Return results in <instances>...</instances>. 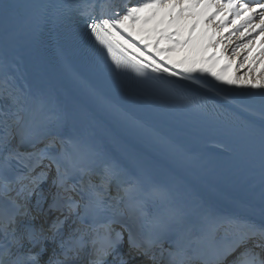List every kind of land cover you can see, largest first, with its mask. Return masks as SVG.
I'll list each match as a JSON object with an SVG mask.
<instances>
[{
	"label": "snow or ice",
	"instance_id": "1",
	"mask_svg": "<svg viewBox=\"0 0 264 264\" xmlns=\"http://www.w3.org/2000/svg\"><path fill=\"white\" fill-rule=\"evenodd\" d=\"M129 3L67 0L48 5L53 12L37 23L43 28L83 19L117 66L264 89V72L255 81L248 73L230 75L235 60L210 52L228 13L236 19L247 13L245 23L259 15V25L249 26L264 34V4ZM10 7L0 6V17ZM217 16L219 24L213 25ZM201 17L207 24L198 36ZM182 51L187 54L173 58ZM250 57L251 52L245 62ZM260 116L264 129V112ZM168 201L166 191L140 179L87 136L69 135L40 96L19 86L6 69L0 72V264H264V224L204 209L189 215L161 206Z\"/></svg>",
	"mask_w": 264,
	"mask_h": 264
},
{
	"label": "rangeland",
	"instance_id": "2",
	"mask_svg": "<svg viewBox=\"0 0 264 264\" xmlns=\"http://www.w3.org/2000/svg\"><path fill=\"white\" fill-rule=\"evenodd\" d=\"M110 2L113 3L112 1H110ZM113 4L119 5V6H131V4L129 3V0H116V2H114ZM213 9H215V8H213ZM117 10H118L117 8L111 9V11H117ZM257 17H259V19H260L259 15ZM233 18L234 17L233 16L231 17L230 14L227 16L228 21L226 20V23H225L226 28L224 26V28H225L224 31H221L222 27H219L216 29V30H218L217 33L219 34V35L217 34V36H216V41L218 42V45H219V46L217 45V47L220 48L219 49L220 51L224 50L222 52L225 53L224 55L227 58L235 60V64L233 65V68L230 70L231 73L235 72V74L239 75V76H243V75H245V73H248L249 76L255 81L260 77L261 73L264 72V64H261V66H260L259 65L260 64L259 59L258 60L256 59V57L259 56V51H261V47L259 48V47H257V45L256 46H255V44L253 45V43H254V41L252 39L253 34L251 36H248L249 37L248 38L247 35L243 32V30H239L237 32L233 28V27H235V25L232 24ZM218 24H219L218 20H215V22H213V25H218ZM245 42H247V44ZM220 45H222V46H220ZM245 45H247V47H244ZM253 47H255V48L253 49ZM216 49L217 48L210 49V52L213 50H216ZM249 52H251V57H250L249 61L245 62L244 57L248 56ZM185 53H186V51H182V54H185ZM236 53H238V55ZM252 60H256V63L254 65H252ZM241 64L244 65L243 68L240 67ZM250 66H251V70H249ZM165 75L168 76L167 74H165ZM169 77L172 78V76H169ZM204 78H205V81L207 80L209 83H206L204 81ZM173 79L185 82L186 84L195 86V87H197V88H199V89H201V90H203L209 94L216 96L219 100H221V101L223 100L222 102L226 103L228 106L231 105L230 107L234 108L233 110H235L239 114H241L243 116L245 115V117L246 118L249 117V119L251 121L262 125L260 114L262 112H264V103H262V102H261L262 104L261 103L260 104L245 103V102L237 101L236 99L234 100V97L232 95L224 94L225 95L224 96L223 93L221 94V89L216 87V85L219 83H217L216 80L210 76L201 78V80L198 83H194L193 81L183 79V78H179V77H173ZM203 86H205V87H203ZM234 87H237L240 90L244 89L245 93L249 90L247 93H249V94L252 93L254 95L257 94L256 91H254V93L251 91V89L253 87H251L250 85H234ZM246 88H247V90H246ZM231 96H232V98H231Z\"/></svg>",
	"mask_w": 264,
	"mask_h": 264
},
{
	"label": "bare ground",
	"instance_id": "3",
	"mask_svg": "<svg viewBox=\"0 0 264 264\" xmlns=\"http://www.w3.org/2000/svg\"><path fill=\"white\" fill-rule=\"evenodd\" d=\"M7 0H0V6H3L4 4H6ZM222 2H226V0H222ZM239 3H248L249 4V7H251L252 5H255L257 3H260V4H264V0H251L249 2H243L242 0H238ZM215 10V9H214ZM213 11V9H212ZM231 14V13H230ZM229 15V14H228ZM227 15V16H228ZM233 15L231 14V17ZM246 16H247V13L245 14H242V16L239 18V19H236L234 16L233 19H236V25H235V30L238 32L239 30H243V32L246 34L247 31L251 32L253 34L252 36V39L254 41L253 45L255 44V46L257 45V47H261V44L264 43V34H262L260 32V29L259 27H255L254 29L252 27H250L249 25H259L260 23V19L259 17H257L258 15H255L254 18L248 22V23H245V19H246ZM215 19H218L219 20V16H217ZM215 19L213 22H215ZM232 19V20H233ZM230 20V19H229ZM228 21V20H227ZM217 22V21H216ZM226 23V22H225ZM207 24V20L206 18H203L201 17L200 18V23L199 25L197 26V29H196V35H200L205 26ZM243 24L244 26L241 27L240 25ZM227 25V24H226ZM230 25V24H229ZM225 26V25H224ZM224 26H221V31H224L225 28ZM234 28V27H233ZM242 28V29H241ZM5 27L2 25L1 21H0V41H2L3 39V31H4ZM234 30V29H233ZM216 32H218V30H216ZM218 34V33H217ZM243 34V33H242ZM251 34V35H252ZM210 35V34H209ZM219 35V34H218ZM250 35V36H251ZM217 36V35H216ZM241 36V35H240ZM248 37V35H247ZM249 38V37H248ZM205 39H207V37H205ZM248 40V39H247ZM249 41V40H248ZM247 41V42H248ZM247 42H245L247 44ZM219 46V45H218ZM222 46V45H220ZM251 46V45H250ZM256 47V48H257ZM255 47H253L254 49ZM220 48L217 47L216 50L220 51L219 50ZM223 49V48H222ZM224 51V50H222ZM254 52V51H253ZM252 52V53H253ZM187 52L185 54H182V52H179V53H176L174 55L173 58H176V59H179L181 58L183 55H186ZM225 54V53H224ZM254 56V55H253ZM258 57V58H257ZM256 59L258 60L259 59V62H260V66L261 64H264V57H261L260 56V51H259V56H257ZM258 65V66H259ZM259 71V70H258ZM229 74L231 75V72L229 71ZM208 77V76H207ZM173 78V77H172ZM203 78V77H202ZM204 81H205V78H204ZM206 83H209L207 80L205 81ZM217 84L216 87L221 89V94L223 93L224 94H228V95H232L234 97V100L236 99L237 101H241V102H245V103H257V104H260L261 102L264 103V89H260V88H252L251 91L254 93V91L257 92V94H252V93H245L244 89L240 90L239 88L237 87H234V85H228V84H224L220 81H216ZM205 87V86H203ZM215 87V86H214ZM245 88V87H244ZM215 89V88H214ZM247 90V88H246ZM214 92V91H213ZM255 92V93H256ZM222 96V95H221ZM225 96V95H224ZM231 96V98H232ZM263 100V101H262ZM223 101V100H222ZM230 102V101H229ZM261 103V104H262ZM231 106V105H230ZM234 109V108H232ZM245 116V115H244ZM242 117V116H241ZM249 118V117H248ZM249 123H251L249 120L245 119V117L241 118ZM95 121H98V117L95 115ZM253 124V123H251ZM257 129L261 130L264 132V129H262V126L258 125V124H253ZM103 131L105 134L109 135V139L110 141L112 142V144L115 146V148L117 150H119L120 152L124 151V152H128L127 150V142L128 140L126 139V137L124 136L123 132L121 130H115V129H111L109 127V125L107 123H104V127H103ZM132 149L133 150H138L137 147H133L132 146ZM135 169L137 171V173H139L141 176L145 177V178H148L150 181L152 180V177L154 176L155 174V169L154 167H152L151 165H148L144 162H136L135 163Z\"/></svg>",
	"mask_w": 264,
	"mask_h": 264
}]
</instances>
